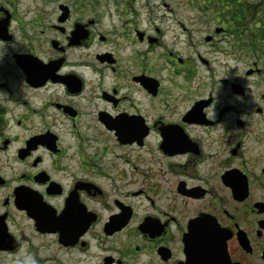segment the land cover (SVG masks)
<instances>
[{"label":"flooded vegetation","instance_id":"1","mask_svg":"<svg viewBox=\"0 0 264 264\" xmlns=\"http://www.w3.org/2000/svg\"><path fill=\"white\" fill-rule=\"evenodd\" d=\"M30 4L0 0V264H264V49Z\"/></svg>","mask_w":264,"mask_h":264},{"label":"rangeland","instance_id":"2","mask_svg":"<svg viewBox=\"0 0 264 264\" xmlns=\"http://www.w3.org/2000/svg\"><path fill=\"white\" fill-rule=\"evenodd\" d=\"M83 1L89 4V17H98L99 19V24L95 27L96 33L106 36L109 40L119 37L122 44L120 36L124 37L129 28L136 25V27L146 29L152 34H156V29H159L158 36L162 37L164 45L168 47L212 49V45L205 42V37L214 35L216 27L231 28V24H233L236 27L233 29L237 30V33L234 34V30L229 29L225 35L219 36L220 49H264V43L260 42L262 40L258 35L257 28V21L264 23V1L262 0H236L237 3L244 2L243 10H247L249 13L248 20L241 23L242 26L233 21V14L229 12L233 7L227 8L234 0ZM20 2L23 5L22 10L19 11L21 17L26 15V11L34 10L30 0H20ZM253 8H256L258 12L252 13ZM220 18L223 20L225 18V20ZM27 19L24 18V21L27 22ZM239 26L242 27V30L237 29ZM17 35L20 44L22 42L21 32H18ZM253 40H255V44L251 46L250 43ZM96 134L89 133V136L92 137ZM12 259L15 258L10 260ZM29 260L25 259L24 264H28Z\"/></svg>","mask_w":264,"mask_h":264},{"label":"trees","instance_id":"3","mask_svg":"<svg viewBox=\"0 0 264 264\" xmlns=\"http://www.w3.org/2000/svg\"><path fill=\"white\" fill-rule=\"evenodd\" d=\"M231 7H233V8H237V7L239 8L240 7L241 8V9H239V11L232 10L233 8L229 10V12L233 14L232 17H234L233 18L234 22L241 25V23L243 24L246 20H248L249 13L247 10H243V5L241 4V2L237 3L236 0H234V2H231L227 8H231ZM253 12L254 11H252V13ZM221 20H223V19H221ZM224 20H225V18H224ZM231 25H232V27H234L233 24H231ZM241 26H239L237 29L242 30ZM234 28H236V27H234ZM232 30H234V34L237 33V30H235V29H232ZM258 31H259L258 32L259 37L264 42V30L262 29V30H258ZM263 48H264V45H263Z\"/></svg>","mask_w":264,"mask_h":264},{"label":"clouds","instance_id":"4","mask_svg":"<svg viewBox=\"0 0 264 264\" xmlns=\"http://www.w3.org/2000/svg\"><path fill=\"white\" fill-rule=\"evenodd\" d=\"M16 264H22L21 260H17ZM28 264H38V261L33 257L28 261Z\"/></svg>","mask_w":264,"mask_h":264},{"label":"water","instance_id":"5","mask_svg":"<svg viewBox=\"0 0 264 264\" xmlns=\"http://www.w3.org/2000/svg\"><path fill=\"white\" fill-rule=\"evenodd\" d=\"M207 40H209V39L207 38Z\"/></svg>","mask_w":264,"mask_h":264}]
</instances>
